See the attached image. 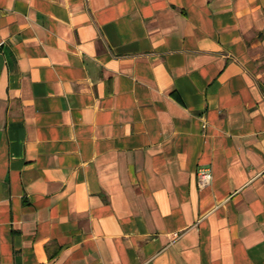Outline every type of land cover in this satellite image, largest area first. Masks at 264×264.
Returning <instances> with one entry per match:
<instances>
[{
	"label": "crops",
	"instance_id": "crops-1",
	"mask_svg": "<svg viewBox=\"0 0 264 264\" xmlns=\"http://www.w3.org/2000/svg\"><path fill=\"white\" fill-rule=\"evenodd\" d=\"M0 43V264H264V0H0Z\"/></svg>",
	"mask_w": 264,
	"mask_h": 264
},
{
	"label": "built area",
	"instance_id": "built-area-1",
	"mask_svg": "<svg viewBox=\"0 0 264 264\" xmlns=\"http://www.w3.org/2000/svg\"><path fill=\"white\" fill-rule=\"evenodd\" d=\"M3 46V43H0V48ZM199 187L201 189H206L208 187L211 186V184L213 183V172L210 168L207 167H202L201 169H199Z\"/></svg>",
	"mask_w": 264,
	"mask_h": 264
}]
</instances>
